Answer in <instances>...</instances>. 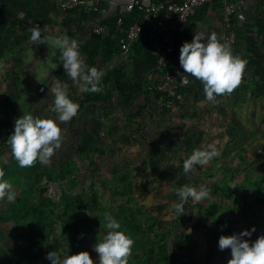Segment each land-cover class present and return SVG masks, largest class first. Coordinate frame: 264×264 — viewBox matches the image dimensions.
<instances>
[{
	"label": "rangeland",
	"instance_id": "374dc122",
	"mask_svg": "<svg viewBox=\"0 0 264 264\" xmlns=\"http://www.w3.org/2000/svg\"><path fill=\"white\" fill-rule=\"evenodd\" d=\"M226 1L234 9L232 51L248 61L231 95L208 102L191 75L180 98L157 95L165 44L156 32L107 60L102 50L87 57L79 49L89 67L105 73L107 92H80L63 64L35 83L31 67V101L22 111L29 29L39 24L42 36L81 45L101 19L64 12L60 0H0V168L16 193L0 201V264H51L53 250L61 257L88 251L99 264L94 245L107 234V214L135 241L129 264H228L221 235L253 226L244 239L264 235V0ZM221 19L216 1L192 20L182 44L195 33L224 37ZM57 81L68 85L79 112L60 125L63 143L50 162L21 168L7 143L15 120L54 117ZM208 144L221 155L185 174L184 160ZM185 185H204L210 195L189 199L179 216L174 189Z\"/></svg>",
	"mask_w": 264,
	"mask_h": 264
},
{
	"label": "clouds",
	"instance_id": "9594fccd",
	"mask_svg": "<svg viewBox=\"0 0 264 264\" xmlns=\"http://www.w3.org/2000/svg\"><path fill=\"white\" fill-rule=\"evenodd\" d=\"M32 44L47 41L42 36L39 24L29 29ZM60 59L67 76L76 84L80 92L99 93L102 91V78L105 73L96 67H89L80 53V43L75 40L63 39L57 42ZM179 63L184 72L199 80L203 85V92L208 102L216 103L218 96L231 95L242 83L248 61L233 53L228 39L213 32L207 37L195 33L191 42H184L180 47ZM186 82V81H185ZM54 95L51 109L55 116L46 118L34 117L30 113H23L15 120L14 132L7 143L11 153L21 168L32 167L37 161L50 162L51 157L63 143L61 124L70 122L79 112V104L69 95L68 85L59 81L51 88ZM221 155L214 144L196 149L184 160L185 174L191 172L194 166H206L214 158ZM5 172L0 168V201L12 202L16 193L12 183L5 179ZM235 188V184L229 185ZM180 202L173 207L179 216L185 214V204L189 199L202 202L208 199L210 190L200 185H185L174 189ZM107 234L102 241L94 245V251L99 254V264H129L133 254L134 239L122 231L120 223L111 214L105 217ZM256 229H245L239 234L221 235L218 247L221 251L231 250L228 264H264V235H260L254 242L244 237H251ZM51 264H94L88 251L61 257L53 250L46 257Z\"/></svg>",
	"mask_w": 264,
	"mask_h": 264
},
{
	"label": "built area",
	"instance_id": "2783aa9c",
	"mask_svg": "<svg viewBox=\"0 0 264 264\" xmlns=\"http://www.w3.org/2000/svg\"><path fill=\"white\" fill-rule=\"evenodd\" d=\"M93 1V0H92ZM217 0H129L125 1L123 6V15L130 14L133 10L139 11L140 17L133 22L128 28L123 27V20L119 17L116 21V29L122 35L118 37L119 50L118 54H127L137 38L139 37L142 26L141 20L145 22H157L162 42H164L163 56L160 63L164 70L160 81L161 86L157 92L161 96L172 98L181 97V89L188 86V74L181 68L179 60L170 62L168 57L173 53V47L170 42V34L172 32H181L186 28V24L190 21L198 11L207 6L211 9ZM59 6L64 12L78 11L82 16L98 14V7L93 3L88 4L85 0H60ZM220 10L222 12V29L224 37L229 43L233 42L234 29L231 24L234 9L226 0H220ZM81 12V13H80ZM122 14V13H121ZM92 32L95 34H108V26L101 24L100 21L94 26ZM91 32V33H92ZM155 35V34H152ZM186 81V82H185ZM170 105V104H169Z\"/></svg>",
	"mask_w": 264,
	"mask_h": 264
},
{
	"label": "trees",
	"instance_id": "16d2710c",
	"mask_svg": "<svg viewBox=\"0 0 264 264\" xmlns=\"http://www.w3.org/2000/svg\"><path fill=\"white\" fill-rule=\"evenodd\" d=\"M173 1H180V0H173ZM220 1V0H217ZM207 10V6H204L203 9L198 11L194 16L191 17L190 21L186 24V28L181 31V32H172L170 34V42L173 47V53L171 56L168 57V60L170 62L174 60H179V55H180V47L182 46V41L186 36L190 33L191 31V25L190 23L192 20H194L197 17H200L202 14V11ZM74 13L79 14L78 11H75ZM121 17L123 20V27L126 29L128 26H130L133 22L139 19L140 14L139 11L133 10L130 14H117L115 16H110L107 18H104L103 20L100 21L101 24H104L108 26L109 28V33L108 34H95V33H90V36L88 39H86L81 45L80 48L82 52L87 56V57H92L96 56L101 50L103 51L105 59H110L113 55H117L118 50H119V45H118V37L121 36L122 34L119 33L116 29V21L117 19ZM142 26L141 33L139 37L137 38L136 42L134 43L133 46H135L140 40H142L145 37H148L152 34H156V32H159V28L157 25V22H145V21H140L139 22ZM132 46V47H133ZM102 88L105 89L107 92V79L102 78ZM157 95H161L160 92H155Z\"/></svg>",
	"mask_w": 264,
	"mask_h": 264
},
{
	"label": "water",
	"instance_id": "95a60500",
	"mask_svg": "<svg viewBox=\"0 0 264 264\" xmlns=\"http://www.w3.org/2000/svg\"><path fill=\"white\" fill-rule=\"evenodd\" d=\"M44 37L47 38V41L40 44H32L27 48L24 55L23 71L20 74L23 92V101L20 106L22 111H25V106L31 101L29 94L31 75L29 69L35 66L34 81L38 83L47 72L53 71L63 64V61L60 59V50L57 42L65 39V35L54 36L45 34Z\"/></svg>",
	"mask_w": 264,
	"mask_h": 264
},
{
	"label": "crops",
	"instance_id": "0c3cea01",
	"mask_svg": "<svg viewBox=\"0 0 264 264\" xmlns=\"http://www.w3.org/2000/svg\"><path fill=\"white\" fill-rule=\"evenodd\" d=\"M88 4H94L98 7V14L95 16L101 20L104 18L120 14L124 10V2L129 0H85ZM81 13V12H80ZM82 16V15H80ZM87 16V15H86ZM83 16V17H86ZM92 16V15H91Z\"/></svg>",
	"mask_w": 264,
	"mask_h": 264
}]
</instances>
